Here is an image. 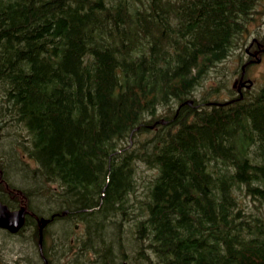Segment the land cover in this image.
I'll list each match as a JSON object with an SVG mask.
<instances>
[{
  "label": "trees",
  "instance_id": "obj_1",
  "mask_svg": "<svg viewBox=\"0 0 264 264\" xmlns=\"http://www.w3.org/2000/svg\"><path fill=\"white\" fill-rule=\"evenodd\" d=\"M259 4L0 0V122L28 131L30 159L60 188L46 209L67 212L59 251L83 222L80 256L100 264H264V84L185 103L244 45ZM140 165L155 170L142 192Z\"/></svg>",
  "mask_w": 264,
  "mask_h": 264
},
{
  "label": "rangeland",
  "instance_id": "obj_2",
  "mask_svg": "<svg viewBox=\"0 0 264 264\" xmlns=\"http://www.w3.org/2000/svg\"><path fill=\"white\" fill-rule=\"evenodd\" d=\"M263 1L264 0H261V4L257 6L256 13L253 16V21L249 25L248 32L247 34H244V37L247 38V40H250L255 34H261L263 32ZM242 49L239 47V49L236 50L225 62L219 63L216 66L210 68L208 72L204 74L203 79L197 85L191 97H189L187 101L194 100V103L196 101L197 103H206L219 100L223 102L229 98H235L232 97L235 95V90L232 86L236 75L235 70L239 66L238 61L240 60V53L242 52ZM250 77L254 80L252 91L258 90L264 83V62L262 65L257 66L256 68L254 67V69L251 71ZM206 105H208V103H206ZM157 116L158 120L165 119L167 116L166 110L160 108L159 114ZM27 132L28 131L25 128L21 127L19 124L16 125L14 122H0V169L3 170V177L11 184V187L19 191L25 190V192L28 193L29 204L31 203V205L35 206L34 201H37L39 205L38 208H42L43 212H41V214L44 215L49 201L53 199L52 196L54 195V188L57 186V184L49 182L47 185H44L42 183L41 173L38 169L39 166L36 161L34 159H30L29 156L30 148L27 142ZM25 152H28L27 155ZM13 157H15L16 161L23 166L22 170L26 169L25 171L27 172H35L39 176L42 183L40 185L41 189L39 185L35 188H30L29 185H26L24 182L20 172H13L14 169L11 168V166H13ZM154 175L155 170L147 168L144 165H140L137 173L138 190L142 192L149 183V180L152 179ZM58 191H60L59 187ZM3 197H5L6 200H8V198L10 199V197L7 196ZM30 199H32V201ZM35 211L39 212L37 208H35ZM46 212H49V210ZM48 230L50 233L47 234L44 244H46L47 251L52 254V257H56L58 259V264H71L75 261H82L85 264L89 263L88 258H83L84 256L81 257L79 254L76 255V252L79 250L78 248L81 246L80 243L77 244L78 248L74 245L71 250L69 249L65 252L63 250L59 251V249H57L56 245L59 244L61 239L58 238L59 235L52 237L51 232L53 230H58L60 233L59 224L51 226L48 228ZM83 231V227H80L78 231L79 233L72 232L70 236L73 235L77 236L78 238L82 237L79 239L81 241L86 237V235L83 236ZM7 232L8 231L6 230H0V264H42L39 262V255L35 253V243H32L31 241L30 246V240L28 237L24 235L12 236L7 234ZM70 236L66 235L67 238H70ZM67 238L66 243H68ZM51 245L52 247H50ZM113 252L115 256V251ZM93 254L94 252L91 250L89 255L92 260L100 259ZM98 263L100 264L102 262L99 261Z\"/></svg>",
  "mask_w": 264,
  "mask_h": 264
},
{
  "label": "flooded vegetation",
  "instance_id": "obj_3",
  "mask_svg": "<svg viewBox=\"0 0 264 264\" xmlns=\"http://www.w3.org/2000/svg\"><path fill=\"white\" fill-rule=\"evenodd\" d=\"M263 15H264V1H263ZM257 33H259V32H257ZM236 50H238V49L234 48L233 51L231 52V54L224 60V62ZM238 62H239V66L235 70L236 75H235V80H234L233 86H232L233 89L235 90L234 91L235 95L232 97H235V98H233V99L229 98L227 100V102L233 103L236 100H239V99L242 100L244 97H247L252 92V89L254 86V80L251 79V77H250L251 71L254 69V67L256 68L257 66L262 65V63L264 62V29H263V32L261 34H255L254 36L251 37L250 40L249 39L246 40L245 47L242 50V52L240 53V60ZM249 81H253V85L250 88L248 87ZM192 101H193V103L190 105L194 104V100H192ZM152 126H154V125H152ZM27 153H26V155H27ZM26 155H24V156H26ZM41 178H42V183L44 185H47V183H49V182H46L44 175H41ZM40 185H39V187H40ZM10 186H11V184L9 182H7V180L3 177V170L0 169V187L5 189L3 191H0V193L3 194L4 196L10 197V199L8 198V200H6V199L2 200V198L0 197V202L4 205H7L11 211H16V210H19L23 207L24 208L27 207L26 208L27 212H26L25 221H24L25 224H23L24 226L22 225L21 230L15 232V233H12L8 229L2 228V227H0V230L1 231L2 230L8 231L7 234H10L12 236L24 235V236L28 237L30 242L32 241V243H35L34 249L36 250L35 253H37L39 255V259H40L39 262H41L42 264H56L58 259L56 257H52L51 253L44 252V246L45 245H43L42 250L39 246V238H40L39 226H40L41 220L43 218L50 219V221L46 224V226L44 228V231H45V230H47L46 228H48V226L58 223L60 221L61 217H65L67 215V212L64 211V212L60 213L59 212L60 206L58 207V205H56V206H54L53 209H52V207H50L49 212H48L49 214L42 215L41 212H43V211L36 212L35 208L31 205V203L29 204L28 193H26L25 190L24 191L15 190L13 187H10ZM40 189H41V187H40ZM59 195H60V191H58V187L56 186L54 188V195L52 196V198H53L52 201H54L55 203L61 202ZM70 225L73 226L74 229L72 230V232H74V233H79L78 232L79 228L83 227V230H84L83 236L86 235L85 223L76 222L74 224L70 223ZM36 231L39 232L38 234H36L37 236L35 235ZM69 231H70V229H69ZM48 233H50V232H47V234ZM71 233L69 232L68 235L70 236ZM47 234L45 235V232H44V239H46ZM51 234H52V237L60 235L58 230H53L51 232ZM81 238H78L77 236H73V235H71L70 238L68 237L67 238L68 239L67 248L65 251H67L69 249L71 250L72 245L78 244L80 242L79 239H81ZM63 245H64V243L63 244L60 243V244H57L56 247H57V249H59V246L61 247ZM54 246H55V244H54ZM54 256H55V252H54Z\"/></svg>",
  "mask_w": 264,
  "mask_h": 264
},
{
  "label": "water",
  "instance_id": "obj_4",
  "mask_svg": "<svg viewBox=\"0 0 264 264\" xmlns=\"http://www.w3.org/2000/svg\"><path fill=\"white\" fill-rule=\"evenodd\" d=\"M163 122V121H161ZM26 208L20 210L11 211L7 205L0 202V227L8 229L12 233L19 231L24 224ZM50 219L43 218L40 223V241L39 245L42 247L43 244V230Z\"/></svg>",
  "mask_w": 264,
  "mask_h": 264
},
{
  "label": "bare ground",
  "instance_id": "obj_5",
  "mask_svg": "<svg viewBox=\"0 0 264 264\" xmlns=\"http://www.w3.org/2000/svg\"><path fill=\"white\" fill-rule=\"evenodd\" d=\"M193 101L191 100V103H192ZM230 103V102H229ZM27 208V207H26ZM25 224V223H24ZM24 226V225H23ZM21 230V229H20ZM43 233V236H44V231L42 232Z\"/></svg>",
  "mask_w": 264,
  "mask_h": 264
}]
</instances>
